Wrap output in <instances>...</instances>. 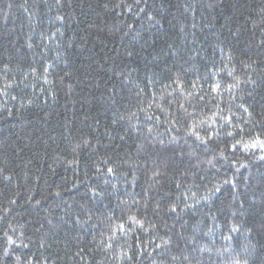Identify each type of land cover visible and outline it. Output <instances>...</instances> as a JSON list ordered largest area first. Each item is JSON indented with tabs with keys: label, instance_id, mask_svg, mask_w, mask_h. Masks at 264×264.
Instances as JSON below:
<instances>
[{
	"label": "trees",
	"instance_id": "1",
	"mask_svg": "<svg viewBox=\"0 0 264 264\" xmlns=\"http://www.w3.org/2000/svg\"><path fill=\"white\" fill-rule=\"evenodd\" d=\"M262 157L264 0H0V264H264Z\"/></svg>",
	"mask_w": 264,
	"mask_h": 264
},
{
	"label": "snow or ice",
	"instance_id": "2",
	"mask_svg": "<svg viewBox=\"0 0 264 264\" xmlns=\"http://www.w3.org/2000/svg\"><path fill=\"white\" fill-rule=\"evenodd\" d=\"M245 111H247V109H245ZM262 159H264V157H262ZM108 171H109V172H111V171H112V169H109Z\"/></svg>",
	"mask_w": 264,
	"mask_h": 264
}]
</instances>
